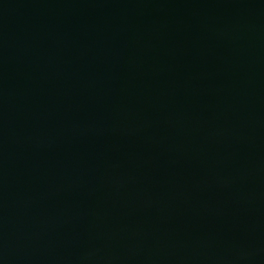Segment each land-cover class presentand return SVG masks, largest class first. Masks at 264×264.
<instances>
[{"label":"water","instance_id":"water-1","mask_svg":"<svg viewBox=\"0 0 264 264\" xmlns=\"http://www.w3.org/2000/svg\"><path fill=\"white\" fill-rule=\"evenodd\" d=\"M0 264H264V0H0Z\"/></svg>","mask_w":264,"mask_h":264}]
</instances>
